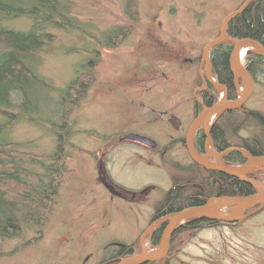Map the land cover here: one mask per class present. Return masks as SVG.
Listing matches in <instances>:
<instances>
[{"label": "rangeland", "instance_id": "rangeland-1", "mask_svg": "<svg viewBox=\"0 0 264 264\" xmlns=\"http://www.w3.org/2000/svg\"><path fill=\"white\" fill-rule=\"evenodd\" d=\"M128 1L61 0L77 28L43 30L52 42L30 60L34 72L49 84L36 92L40 125L18 123L1 140L21 144L27 153L51 155L61 132L59 93L80 66L95 62L80 51H97L99 63L85 98L69 115L72 134L64 150L70 176L59 187L41 236L35 241V233L26 231L19 239L0 240V264H104L115 257L119 245L137 241L135 255L143 246L149 253L160 246L149 243L158 226L151 225L150 217L171 190V176L192 162L179 139L193 122L198 92L206 89L203 49L246 0H136L135 22L126 13ZM30 25L26 19L5 24L23 32ZM116 28L130 32L117 42L110 37ZM209 76L216 82L211 70ZM253 80V93L243 108L264 115V65ZM244 87L245 79L238 76L237 98ZM217 93L219 100L222 94ZM129 134L150 139L158 149L123 141ZM241 136L262 138L257 127ZM249 172L261 175L250 179ZM245 177L264 187V166ZM166 261L264 264V209L235 226L173 235L167 259L157 264Z\"/></svg>", "mask_w": 264, "mask_h": 264}, {"label": "trees", "instance_id": "trees-1", "mask_svg": "<svg viewBox=\"0 0 264 264\" xmlns=\"http://www.w3.org/2000/svg\"><path fill=\"white\" fill-rule=\"evenodd\" d=\"M136 0H129L126 13L131 21H137ZM16 19L31 21L29 30L14 31L5 24ZM47 27L63 31L76 29V22L69 15L68 7L61 0H0V240L19 239L26 231H32L39 240L42 230L55 207L57 193L63 180L70 176L66 168L65 146L72 134L69 115L85 98L94 80V68L99 63L98 52L83 50L96 62H90L75 71L74 78L60 95L59 105L61 132L55 139V150L51 155H34L24 152L21 144L1 140L4 132L18 123L40 125V109L37 91L48 89L49 84L40 78L30 65V60L52 42V35L44 33ZM70 28L69 30H67ZM128 29L116 28L110 37L122 41ZM227 37L232 40H251L264 47V0H253L227 27ZM233 44L222 41L210 50L209 63L212 76L218 85L226 89L228 101H235L236 79L229 57ZM79 52V51H78ZM77 52V53H78ZM97 60V61H96ZM264 65V56L248 53L244 66L254 79L256 71ZM217 91L206 83L201 92L204 106L217 102ZM42 122V121H41ZM50 123V122H49ZM51 124V123H50ZM257 127L261 139L244 138L241 133L248 128ZM210 138L216 152L228 149L246 151L251 157H264V115L245 110L231 111L218 116L210 128ZM204 137L199 131L195 137L198 150L204 145ZM226 167H239L245 159L238 153L224 157ZM28 166L39 169L35 171ZM179 174L171 176L172 188L164 199L155 205L150 217L151 225L173 213L205 205L216 198H245L255 194L254 188L236 177L208 171L195 163L178 168ZM261 173L249 172L246 176L256 179ZM264 205L253 208L244 218L257 214ZM239 222V221H238ZM236 223L187 221L175 234L183 230H202L211 226H235ZM165 224L152 230L149 243L152 248L160 245ZM32 242V241H30ZM30 242L26 243L29 244ZM137 241L129 245H119L114 258H127L138 252ZM149 263V264H157ZM165 264H168L166 261Z\"/></svg>", "mask_w": 264, "mask_h": 264}, {"label": "water", "instance_id": "water-1", "mask_svg": "<svg viewBox=\"0 0 264 264\" xmlns=\"http://www.w3.org/2000/svg\"><path fill=\"white\" fill-rule=\"evenodd\" d=\"M251 1L253 0H246L237 11L231 13L221 25L218 37L208 43L203 49V57L206 60L204 69L206 81L222 95L217 103L209 108H205L190 125L186 137V148L193 163L205 170L218 172L231 177H236L239 180L247 182L254 188L255 194L245 198L211 199L203 206L188 208L173 213L167 217L168 224L164 229L162 242L155 255L144 254L141 250L138 255H133L124 259L117 260L116 262H114V264H149L155 262L164 263L167 259L172 236L174 235L175 231L187 221L202 220L208 222H221L229 224L236 223L242 220L245 217L246 213L252 208L264 205L263 185L255 181L248 180L245 177V173L249 170L264 166V157H251L246 153V151L240 149H228L222 153H216L211 146L210 139V127L215 118L226 112H231L234 110L242 111V108L250 99L254 90V80L246 70L245 66L238 61L237 56L239 51L245 46L264 56V47L251 40H232L226 35L229 22L233 18L238 16ZM222 41H229L233 44V49L229 57V65L234 78L236 79L239 76L245 79V87L241 95L235 101H228L226 98V89L223 86L218 85L209 76V50ZM199 126H201V130L205 139L203 147V157L197 155L192 145L193 134ZM122 140L139 143L151 149L156 147V144L150 139L135 134H129ZM230 153L240 154L245 159L246 164L241 167H226L223 164L222 159ZM256 185L260 186L259 189L256 188ZM223 209H229V215H216L215 212L217 210ZM236 209L238 210L236 213H231Z\"/></svg>", "mask_w": 264, "mask_h": 264}, {"label": "flooded vegetation", "instance_id": "flooded-vegetation-1", "mask_svg": "<svg viewBox=\"0 0 264 264\" xmlns=\"http://www.w3.org/2000/svg\"><path fill=\"white\" fill-rule=\"evenodd\" d=\"M205 82H204V87H206V83H208L207 81H206V79L204 80ZM204 90V89H203ZM203 90H200L199 92H198V99L197 100H195L196 102H195V106H194V118H193V121L202 113V111L205 109V108H209V107H206V106H204V103L202 102V97H201V92L203 91ZM218 101V100H217ZM217 103V102H216ZM215 104V103H214ZM213 104V105H214ZM212 106V105H211ZM210 106V107H211ZM193 123V122H192ZM191 123V124H192ZM213 124V123H212ZM212 126V125H211ZM190 127V126H189ZM211 128V127H210ZM179 128H175L174 129V132L175 131H177ZM188 130H189V128H188ZM188 130L186 131V133H185V137H184V139H179V142L180 143H182V146L186 149V151H187V148H186V137H187V133H188ZM199 131H201L202 132V130H201V126H199L196 130H195V132H194V134H193V137H192V145H193V148H194V150H195V152L197 153V155L198 156H200V157H203V147H204V145L202 146V149L201 150H198L197 149V147H196V145H195V137H196V135H197V133L199 132ZM203 134V133H202ZM204 137V136H203ZM211 139V138H210ZM204 142H205V140H204ZM211 146H212V148H213V150L215 151V149H214V147H213V145H212V142H211ZM153 150H157L158 149V147H157V145H156V147L155 148H152ZM216 152V151H215ZM187 153H188V151H187ZM216 153H218V152H216ZM188 156H189V154H188ZM226 157V156H225ZM189 158H190V156H189ZM191 159V158H190ZM224 159V158H223ZM223 159H222V162H223ZM192 161V160H191ZM100 163V162H99ZM223 164H224V162H223ZM225 165V164H224ZM100 170H101V168H100ZM101 175H103V173L101 174ZM101 180V179H100ZM106 182H108V181H106ZM169 216V215H168ZM168 216H165V217H163L162 219H160V220H158V221H156V222H154L152 225H158V226H160V225H162V224H165V226H164V228L163 229H165V227H166V225L168 224V219H167V217ZM157 226V227H158ZM119 259H124V258H118V259H116V258H114V259H109L108 260V263L107 262H105L104 264H111V263H114V262H116L117 260H119Z\"/></svg>", "mask_w": 264, "mask_h": 264}, {"label": "bare ground", "instance_id": "bare-ground-1", "mask_svg": "<svg viewBox=\"0 0 264 264\" xmlns=\"http://www.w3.org/2000/svg\"><path fill=\"white\" fill-rule=\"evenodd\" d=\"M250 51H251V48H249V47H247V46L243 47V48L239 51V53H238V56H237L238 61L242 63V60L245 58V56H246V55L248 54V52H250ZM209 75H210V72H209ZM259 187H260L259 185H256V188H257V189H259ZM237 211H238V210L236 209V210H234V211L231 212V213H236ZM215 213H216V215H226V214L229 215V213H226V212H224L223 210H217ZM142 251H143L144 254H150V255L153 254V255H155V254L157 253L158 249L149 253V252H147V248H146V246H143Z\"/></svg>", "mask_w": 264, "mask_h": 264}]
</instances>
